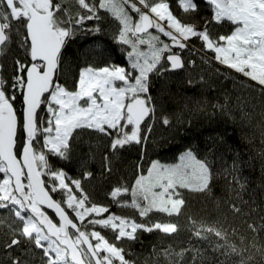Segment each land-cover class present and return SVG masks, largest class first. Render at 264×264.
<instances>
[{
  "label": "snow or ice",
  "instance_id": "obj_1",
  "mask_svg": "<svg viewBox=\"0 0 264 264\" xmlns=\"http://www.w3.org/2000/svg\"><path fill=\"white\" fill-rule=\"evenodd\" d=\"M105 15L130 49L129 66L90 64L67 87L64 50L78 32L100 33L87 22ZM225 25L230 30L219 32ZM13 47L18 56L9 71ZM215 65L254 82L264 104V0H175V8L172 0H0V264H264V182L249 190L237 162L224 169L220 199L217 173L192 150L174 165L138 163L133 181L108 195L139 218L111 212L84 187L95 178L89 160H98L101 177L111 175L124 151L147 143L158 110L163 125L172 123L152 93L154 78L166 84V74L204 66L221 74ZM237 86L252 87L243 80ZM260 126L264 133V119ZM74 159L84 166L82 178L57 166ZM187 194L211 201L210 219L191 215ZM182 228L189 238L178 247L158 245L142 261L132 258L140 234L175 241Z\"/></svg>",
  "mask_w": 264,
  "mask_h": 264
},
{
  "label": "trees",
  "instance_id": "obj_2",
  "mask_svg": "<svg viewBox=\"0 0 264 264\" xmlns=\"http://www.w3.org/2000/svg\"><path fill=\"white\" fill-rule=\"evenodd\" d=\"M172 4L175 8V0H172ZM176 11L178 13L179 9L176 8ZM202 14H208L206 6H203ZM97 23L102 29L100 33L78 32L76 38L64 50L61 83L69 88L73 87L79 70L90 64L108 61L129 66L128 49L126 45L118 43L115 37L117 22L105 15L100 22H87V28L95 27ZM230 28L231 25H225L218 31L223 33ZM196 43L199 46V42ZM16 56L18 52L13 47L6 58L9 71ZM215 66L220 68L221 74H213L206 70L208 66H204L203 71L197 70L185 75L166 74V84L164 77L153 79L152 93L163 101L164 114L169 116L172 123L163 125L158 110L147 143L142 149L136 146L124 151L111 175L100 176L98 160L87 162V168L95 172V178L84 181V187L97 203L108 205L110 211L118 215L139 218L134 209L113 203L108 193L120 184H130L138 163L144 168L154 160L172 164L178 160L181 153L189 150L194 151L198 158L207 159L217 173L214 195L218 199L226 196L224 169L231 170L234 162L240 166L237 175L247 181L249 190L257 188L264 182V133L260 126V121L264 119V104L261 103V89L254 82L242 78L240 74L226 72L223 66ZM200 75L205 77L203 82L191 85L187 83L190 77L198 81ZM241 80L245 84H251V90L247 87L243 90L239 88L237 85ZM20 106L18 97L17 107ZM41 114L47 116L46 112ZM82 141L93 145L97 143L96 140H89L88 136L82 137ZM84 147L87 148V143ZM80 155L83 156L84 152ZM57 166H63L73 177L82 178L84 166L77 162V159L70 163L59 161ZM249 195L250 191L245 192L244 198L247 200ZM187 198L191 204L189 209L191 215L198 219H210L205 208L213 207L211 201H206L198 194H187ZM150 218L168 219L155 213L150 214ZM180 223L183 225L185 220L181 219ZM187 238L189 233L183 228L175 241L170 237H163L158 232L142 233L140 242L131 244L132 258L139 257L142 261L153 247L166 246L168 243L178 247Z\"/></svg>",
  "mask_w": 264,
  "mask_h": 264
},
{
  "label": "rangeland",
  "instance_id": "obj_3",
  "mask_svg": "<svg viewBox=\"0 0 264 264\" xmlns=\"http://www.w3.org/2000/svg\"><path fill=\"white\" fill-rule=\"evenodd\" d=\"M126 47H127L128 51H129L130 49L128 48L127 45H126ZM145 50H146V48H145ZM185 152H187V151H184L183 153H181V154L179 155L178 160H177L175 163H172V164H169V165H174V164H178V163H180V156L183 155Z\"/></svg>",
  "mask_w": 264,
  "mask_h": 264
},
{
  "label": "water",
  "instance_id": "obj_4",
  "mask_svg": "<svg viewBox=\"0 0 264 264\" xmlns=\"http://www.w3.org/2000/svg\"><path fill=\"white\" fill-rule=\"evenodd\" d=\"M49 214L54 216V213H52L51 210H49Z\"/></svg>",
  "mask_w": 264,
  "mask_h": 264
}]
</instances>
